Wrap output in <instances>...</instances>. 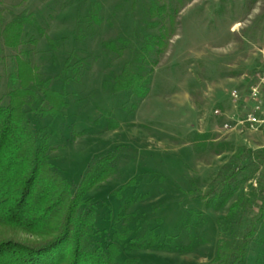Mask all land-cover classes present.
<instances>
[{
  "label": "rangeland",
  "instance_id": "374dc122",
  "mask_svg": "<svg viewBox=\"0 0 264 264\" xmlns=\"http://www.w3.org/2000/svg\"><path fill=\"white\" fill-rule=\"evenodd\" d=\"M162 4L164 16L150 14L151 5ZM24 9L30 19L23 27L24 47L33 50L39 75L65 102L55 114L30 110L42 94L25 106L33 131L47 135L49 161L71 192L103 157L114 168L83 195L81 208L91 204L95 211L94 243L114 244L117 261H211L218 218L264 172V162L247 165L239 190L224 207L215 209L200 197L217 171L237 163L240 149L264 150V125L240 124L253 106L249 93L264 49V0H0V24ZM93 13L98 24L90 21ZM162 25L168 30L156 55L152 41ZM107 40L123 49L121 56L103 46ZM130 60L134 71L153 69L140 100L115 88V76ZM10 66L5 49L4 99ZM225 223L232 245L249 219L239 214ZM258 229L257 243L249 242L242 264H264V235ZM6 232L1 237L38 240Z\"/></svg>",
  "mask_w": 264,
  "mask_h": 264
},
{
  "label": "trees",
  "instance_id": "16d2710c",
  "mask_svg": "<svg viewBox=\"0 0 264 264\" xmlns=\"http://www.w3.org/2000/svg\"><path fill=\"white\" fill-rule=\"evenodd\" d=\"M149 12L153 16H164L166 5H151ZM167 16L169 21L174 20L173 14ZM89 18L92 23L100 22L96 13ZM29 21L24 9L12 13L9 20L0 24V63L5 60V49L11 62L6 99L0 96V264H137L134 258L117 261L118 249L112 243L104 248L95 244L92 239L96 231L94 207L89 204L86 209L81 208L86 204L84 192L114 172L110 160L103 157L92 165L80 186L71 192L68 180L48 159L51 147L46 133L31 128L25 106L38 101L40 94L43 97L38 105L30 107L34 113L55 114L65 102L59 92L50 88L49 80L39 75L32 59L33 50L24 47L23 27ZM160 29L162 31L153 36L152 41L156 55L165 45L168 30L165 25ZM79 34L78 37L83 38ZM30 41L33 45L36 43V39ZM103 46L115 51L117 57L123 52L111 40L104 41ZM131 62L115 76V88L129 91L140 100L147 92L153 69L145 73L134 71ZM235 158L237 163L217 171L207 192L200 195L208 206L218 209L229 204L241 185L240 173L247 165L264 162V150L240 149ZM239 214L248 216L249 226L245 234L228 245L225 229L229 222L225 220L230 221ZM260 227L264 235V172L257 184L238 194L225 216L218 218L215 256L199 264H242L249 242L257 243ZM15 230L38 240L1 237V233ZM149 245L151 243L146 247Z\"/></svg>",
  "mask_w": 264,
  "mask_h": 264
},
{
  "label": "built area",
  "instance_id": "2783aa9c",
  "mask_svg": "<svg viewBox=\"0 0 264 264\" xmlns=\"http://www.w3.org/2000/svg\"><path fill=\"white\" fill-rule=\"evenodd\" d=\"M260 65L255 70L254 81L250 87L249 98L253 106L247 112L244 118L240 119V124L246 127L257 128L264 125V49L260 50ZM234 100L239 98L236 91L232 92ZM218 114L217 109L214 110Z\"/></svg>",
  "mask_w": 264,
  "mask_h": 264
}]
</instances>
